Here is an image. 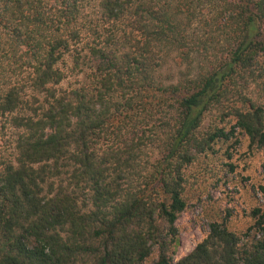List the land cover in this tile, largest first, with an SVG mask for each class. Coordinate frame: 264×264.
<instances>
[{
	"label": "trees",
	"instance_id": "16d2710c",
	"mask_svg": "<svg viewBox=\"0 0 264 264\" xmlns=\"http://www.w3.org/2000/svg\"><path fill=\"white\" fill-rule=\"evenodd\" d=\"M170 58L188 61L176 83ZM263 72L264 0H0V264H144L154 246L153 264H264L258 207L167 254L195 155L235 128L264 149L239 83ZM212 110L234 124L200 137Z\"/></svg>",
	"mask_w": 264,
	"mask_h": 264
},
{
	"label": "rangeland",
	"instance_id": "374dc122",
	"mask_svg": "<svg viewBox=\"0 0 264 264\" xmlns=\"http://www.w3.org/2000/svg\"><path fill=\"white\" fill-rule=\"evenodd\" d=\"M200 34L191 37L198 39ZM172 54H176L179 64L180 54L177 51ZM192 54L190 51L189 55ZM178 64L171 58L163 64L159 70L161 79L176 83L179 71L187 72L189 68L188 61ZM80 77L81 74L69 72L64 85ZM249 81V85L242 78L239 81L243 85L241 89L245 87L243 94L264 107V82L253 77ZM220 115L221 111L217 110L205 115L200 137L214 127L231 130L234 120ZM13 131L0 118V155L11 152ZM183 172L186 207L175 222L176 244L167 251L175 261L188 254L207 235L210 223L225 221L230 230L242 234L254 222L253 209L258 207L264 212V149L250 144L239 128L227 139L215 141L209 150L197 153ZM158 254L154 246L144 264H153Z\"/></svg>",
	"mask_w": 264,
	"mask_h": 264
}]
</instances>
